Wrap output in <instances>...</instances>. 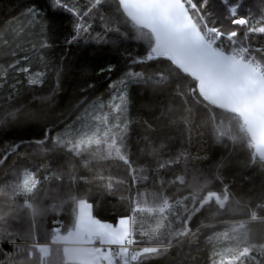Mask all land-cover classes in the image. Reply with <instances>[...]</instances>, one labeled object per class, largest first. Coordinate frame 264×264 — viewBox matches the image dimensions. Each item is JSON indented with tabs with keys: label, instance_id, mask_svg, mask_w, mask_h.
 Segmentation results:
<instances>
[{
	"label": "trees",
	"instance_id": "trees-1",
	"mask_svg": "<svg viewBox=\"0 0 264 264\" xmlns=\"http://www.w3.org/2000/svg\"><path fill=\"white\" fill-rule=\"evenodd\" d=\"M191 1L264 63V0ZM132 85H180L211 117L205 164L134 165L126 136L119 150L62 142L85 110ZM193 88L118 0H0V264H79L52 243L74 229L80 201L97 221L131 220L133 242L151 248L132 264H222V234L239 224L247 251L224 264H264V164L241 119L197 106ZM42 244L53 245L46 258Z\"/></svg>",
	"mask_w": 264,
	"mask_h": 264
},
{
	"label": "rangeland",
	"instance_id": "rangeland-1",
	"mask_svg": "<svg viewBox=\"0 0 264 264\" xmlns=\"http://www.w3.org/2000/svg\"><path fill=\"white\" fill-rule=\"evenodd\" d=\"M200 12L199 8V13L193 14L197 24L202 19L206 20ZM37 74L40 73L32 72V80L38 79ZM189 101L180 85H132L122 96L114 94L106 102L107 107L98 101L85 110L76 128L66 133L62 142L70 148H79L83 144L92 146L107 140L106 146L119 150L120 141L127 138V161L134 165H159L172 160L185 165L205 164L208 161L212 120L208 115L196 112ZM101 122L105 128L99 127ZM93 123L98 125L91 127ZM78 131L80 135L77 136ZM243 227V224L235 225L222 234V264L230 262L237 253L247 251L246 247L241 248L243 239L240 238V230ZM216 236L221 237L219 233ZM237 239L240 240L238 246ZM127 240L134 241L129 218L120 219L117 225L97 221L91 205L80 201L74 229L65 235L57 234L52 244L65 249V245L70 246L71 249L66 250V258L79 264H115L117 258L124 264H132L142 252L151 250L142 246L135 255H131L128 249L122 248ZM95 243H99V248L91 247ZM39 249L43 258L50 253L49 244H42Z\"/></svg>",
	"mask_w": 264,
	"mask_h": 264
},
{
	"label": "water",
	"instance_id": "water-1",
	"mask_svg": "<svg viewBox=\"0 0 264 264\" xmlns=\"http://www.w3.org/2000/svg\"><path fill=\"white\" fill-rule=\"evenodd\" d=\"M127 19L150 32L163 57L197 82L210 107L240 118L264 164V78L244 61L209 47L183 0H118Z\"/></svg>",
	"mask_w": 264,
	"mask_h": 264
},
{
	"label": "built area",
	"instance_id": "built-area-1",
	"mask_svg": "<svg viewBox=\"0 0 264 264\" xmlns=\"http://www.w3.org/2000/svg\"><path fill=\"white\" fill-rule=\"evenodd\" d=\"M187 6V9L191 12L192 16L195 12L199 13L198 6L192 2L191 0H183ZM202 19V18H201ZM198 27L200 28L203 38L206 41V43L211 47L212 49L218 50V51H225L226 46L231 50L230 55L244 61L247 65L254 68L263 78H264V63L259 61L257 59V56L255 55L254 51L250 48H244L241 46H236L227 35H224L223 33L218 32L216 29L211 28L206 20L202 19V22H199ZM223 39H228V42L223 43ZM171 91L172 89L169 88ZM197 106L201 105H208L205 101L202 100L200 94L198 93L197 88H193L190 90L189 94ZM189 96H187L188 98ZM202 101H201V100ZM193 109L197 112V107ZM199 112V111H198ZM202 114V113H201ZM205 115V114H203ZM242 126L243 122L241 120ZM250 147H253L252 143L249 144ZM94 246H99V243H95ZM142 246L136 245L134 242L127 240L122 248L128 249L131 255H135L138 249H140Z\"/></svg>",
	"mask_w": 264,
	"mask_h": 264
},
{
	"label": "snow or ice",
	"instance_id": "snow-or-ice-1",
	"mask_svg": "<svg viewBox=\"0 0 264 264\" xmlns=\"http://www.w3.org/2000/svg\"><path fill=\"white\" fill-rule=\"evenodd\" d=\"M60 2H61V0H55V3H57V4H59ZM97 4H99V0H97ZM236 23H238V24H246L247 21H246V20H243V19H240V20H237ZM78 27H79V26H78ZM253 31H256V29H253ZM258 31H259L261 34H264V25H262V26L258 29ZM37 75H39V74H37ZM31 82H32V83H36V82H38V81H37L36 79H33ZM152 251H154V250H152Z\"/></svg>",
	"mask_w": 264,
	"mask_h": 264
},
{
	"label": "crops",
	"instance_id": "crops-1",
	"mask_svg": "<svg viewBox=\"0 0 264 264\" xmlns=\"http://www.w3.org/2000/svg\"><path fill=\"white\" fill-rule=\"evenodd\" d=\"M65 246L67 247L66 249H65V247H64V246H63V247H64L65 255H66V257H67V252H66V250H67V249H71V247H70V246H68V245H65ZM67 251H68V250H67Z\"/></svg>",
	"mask_w": 264,
	"mask_h": 264
},
{
	"label": "flooded vegetation",
	"instance_id": "flooded-vegetation-1",
	"mask_svg": "<svg viewBox=\"0 0 264 264\" xmlns=\"http://www.w3.org/2000/svg\"><path fill=\"white\" fill-rule=\"evenodd\" d=\"M50 245V248H51V246H53L52 244H49ZM91 247H93V248H99V246H94V245H91Z\"/></svg>",
	"mask_w": 264,
	"mask_h": 264
},
{
	"label": "bare ground",
	"instance_id": "bare-ground-1",
	"mask_svg": "<svg viewBox=\"0 0 264 264\" xmlns=\"http://www.w3.org/2000/svg\"><path fill=\"white\" fill-rule=\"evenodd\" d=\"M201 7V6H200Z\"/></svg>",
	"mask_w": 264,
	"mask_h": 264
}]
</instances>
